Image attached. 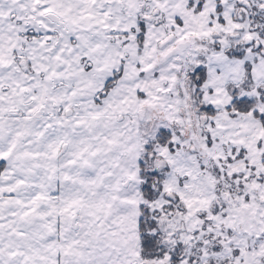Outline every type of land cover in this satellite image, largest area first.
I'll return each instance as SVG.
<instances>
[{
  "label": "snow or ice",
  "instance_id": "6c2138e0",
  "mask_svg": "<svg viewBox=\"0 0 264 264\" xmlns=\"http://www.w3.org/2000/svg\"><path fill=\"white\" fill-rule=\"evenodd\" d=\"M0 264H264V0H0Z\"/></svg>",
  "mask_w": 264,
  "mask_h": 264
}]
</instances>
